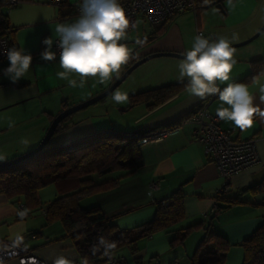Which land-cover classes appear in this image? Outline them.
Returning a JSON list of instances; mask_svg holds the SVG:
<instances>
[{
    "label": "crops",
    "instance_id": "1",
    "mask_svg": "<svg viewBox=\"0 0 264 264\" xmlns=\"http://www.w3.org/2000/svg\"><path fill=\"white\" fill-rule=\"evenodd\" d=\"M76 1L62 0L59 6L43 0H23L11 7L0 4V12L9 31H12L10 35L14 46L24 48L33 57L28 73L17 83H12L4 74V69L9 66L7 56L0 60V157H3L0 161L33 149L53 116L63 109V104L69 106L83 101L116 79L106 84L99 83L97 87L85 91H71L68 82L56 75L62 71L59 55L55 61H44L41 58L46 47L42 41L48 37L53 41L57 38L56 23H71L77 19L79 13L74 8ZM220 3V10L214 7L205 9L203 0H194L197 12L186 9L176 14L158 36L144 46L141 40L153 34L155 28L139 17L136 29L128 32L122 43L130 50L132 59L137 60L156 51L184 53L192 47L196 29L203 31L210 40L220 36L232 40L235 35L236 39L232 40V44H235L251 37L264 24V0H234L235 7L228 6L226 0ZM188 11H192L194 17L192 21L185 22L184 14L190 13ZM144 24L149 26L150 31L138 35L136 30L139 26L143 28ZM234 48L237 63L233 67L230 81L223 84L217 82L221 90L227 83H233L249 74L252 60H264V31L250 42ZM181 59L157 56L146 60L138 65L140 67L137 66V79L124 92L129 96L180 82L178 64ZM125 66H122L120 74L126 69ZM261 72L264 70L253 77ZM253 77L244 84L256 96L255 102L264 109V103L259 100V86L253 82ZM71 78L76 79V76ZM260 79L264 83V77ZM206 101L210 111L217 110L221 105L218 94L200 99L192 96L185 86L152 108L143 103L129 108L128 100L123 104L112 102L102 112L98 109L90 111L86 107L71 114L67 126L53 135L46 147L58 146L106 128L130 133L152 130L175 121ZM220 125L229 129L236 140L253 139L260 159L259 163L235 174L229 180L221 199L235 196L244 188L264 179V121L257 118L251 128L243 131L231 122L221 120ZM194 127L188 118L161 141L140 144L138 166L132 173L122 176L108 189L85 194L80 198L82 207L96 205L106 218L113 219L118 229L138 234L141 225L154 217L156 200L168 197L177 189L182 191L183 218L163 230L140 238L136 242L135 252H131L128 247L118 249L115 258L124 259L126 264H149L154 260L160 264H193L192 256L197 246L207 237L202 246L204 251L199 252L198 262H201L213 243L208 235L214 232L229 243L223 264H241L243 250L238 243L264 224V193L245 192L241 195L242 202L231 206L219 200L217 193L223 188L224 181L214 163L204 154L201 143L193 138ZM119 175L120 172H113L101 177L106 176L103 180H93L99 182ZM152 183L155 186L151 187ZM56 196L58 192L55 188L52 200ZM39 201L42 203L43 200L39 198ZM21 202L20 197L8 198L0 193V238L17 241V237H22L21 242L26 249L51 263L57 256L64 255L73 260L74 264H80L73 244L67 239H56L63 234L61 223L58 222L59 227L50 229L54 227L46 226L41 208L31 211L24 207L21 209ZM213 205H218L217 212L212 211ZM21 212L25 214L19 215ZM37 214L43 216V219ZM177 235H182V239L172 244L171 240ZM4 264L18 263L9 260Z\"/></svg>",
    "mask_w": 264,
    "mask_h": 264
},
{
    "label": "trees",
    "instance_id": "2",
    "mask_svg": "<svg viewBox=\"0 0 264 264\" xmlns=\"http://www.w3.org/2000/svg\"><path fill=\"white\" fill-rule=\"evenodd\" d=\"M193 11L197 12L196 4H194ZM174 16L154 27L155 32L142 39L141 45H147L154 40ZM11 32L3 16V20L0 22V35L7 39L9 48L14 46ZM134 61L136 59H132L130 56L125 67L127 68ZM251 66L249 74L233 83H246L264 70V60L254 59L251 61ZM185 86H187V81L170 83L130 94L127 107L143 103L152 108L177 94ZM201 104L175 121L152 130L178 127ZM67 106V104H63L62 108ZM69 118L70 116L58 124L54 135L67 126L70 122ZM152 130L130 133L106 128L81 135L58 146L45 147L20 162L0 167V193L8 198L22 197L23 207L28 211L41 208L46 225L56 221L60 222L63 234L56 239H67L73 244L78 253L80 264H83L85 259L88 264H109L110 261L118 259L114 256L118 249L128 247L131 252H135L137 250L136 242L140 238L163 230L184 216V195L180 189L168 197L154 202V217L141 225L138 234L118 229L113 219L106 218L98 206L84 208L80 205L79 200L83 195L108 189L122 176L130 174L136 169L140 158L138 140ZM113 172H120L121 175L99 182L93 180V175L102 177ZM49 184L55 185L58 196L42 206L38 199V190ZM225 191L218 192L217 198L227 206L238 204L242 202L241 195L245 192L264 193V179L244 188L235 196L220 199ZM100 236L116 243V248L111 251L110 256L102 255L103 249L93 254V246L97 244ZM208 237L213 240L212 246L207 250L205 258L198 262L199 254L204 249L203 243L207 240V237L204 238L192 256L193 264L224 263L229 243L214 232L210 233ZM181 239L182 235H177L171 240V243L179 242ZM238 244L243 250L241 264H264V224L257 227Z\"/></svg>",
    "mask_w": 264,
    "mask_h": 264
},
{
    "label": "clouds",
    "instance_id": "3",
    "mask_svg": "<svg viewBox=\"0 0 264 264\" xmlns=\"http://www.w3.org/2000/svg\"><path fill=\"white\" fill-rule=\"evenodd\" d=\"M212 0H203L208 5ZM230 7H235L234 0H226ZM79 15L73 22H58L55 35L58 37L59 66L62 71L57 77L66 80L70 87L83 88L89 78L97 79L98 83L106 84L114 78H119L123 65L130 59V50L122 43L127 38L128 29L137 25L132 23L125 13L120 0H81ZM236 37L233 35L232 40ZM232 40L220 36L215 40L205 38L203 34L195 37L192 47L183 53V59L178 64L179 81L187 78V91L194 97L204 99L218 94L221 102L216 114L220 120L231 122L243 130L251 128L257 118L264 121V109L257 104L256 96L249 91L244 83H227L222 90L218 86L232 79L231 73L236 65V49ZM46 46L41 53L44 61H55L57 53L52 51L53 39L45 38ZM140 43V41H137ZM9 66L4 74L12 83L23 78L32 66L33 57L24 48L13 46L6 52ZM76 76L79 80L71 78ZM264 72L253 77L259 90V100L264 103V83L261 82ZM112 99L117 104L126 103V92L116 90ZM3 159V157H0ZM21 212L19 215L23 216ZM17 237V243L22 241ZM116 243L100 236L93 246V254L103 249L102 255L110 256ZM53 264H74V261L64 255L57 256ZM83 264H88L87 259Z\"/></svg>",
    "mask_w": 264,
    "mask_h": 264
},
{
    "label": "built area",
    "instance_id": "4",
    "mask_svg": "<svg viewBox=\"0 0 264 264\" xmlns=\"http://www.w3.org/2000/svg\"><path fill=\"white\" fill-rule=\"evenodd\" d=\"M23 0H0V4L8 7L15 6ZM46 3L61 5L62 0H43ZM81 0H77L74 8L79 13ZM125 9V13L132 23L137 25V19L140 17L150 26L156 27L161 25L165 20L181 13L186 9L194 10V0H120ZM3 15L0 12V22ZM131 26L128 32L134 30ZM199 34L206 35L203 31L196 29L195 37ZM58 37L54 39L52 51L59 55L60 49L57 46ZM9 49L7 39L0 35V60L6 57ZM194 123L193 138L200 142L203 152L215 165L219 176L224 181L223 188L225 191L229 180L237 173L250 168L259 163L260 159L257 153L256 144L253 139L236 140L232 137L229 129L221 127V120L217 117L216 110L208 109V102H203L200 107L189 117ZM178 127L160 128L148 132L138 140V144H146L161 141ZM155 186L154 183L151 187ZM23 208V204L19 205ZM212 211L217 212V206L213 205ZM9 260H14L18 264H53L48 260L40 257L34 252L25 248L22 242L16 240L0 238V264ZM109 264H126L124 259L110 261ZM149 264H160L154 260Z\"/></svg>",
    "mask_w": 264,
    "mask_h": 264
},
{
    "label": "water",
    "instance_id": "5",
    "mask_svg": "<svg viewBox=\"0 0 264 264\" xmlns=\"http://www.w3.org/2000/svg\"><path fill=\"white\" fill-rule=\"evenodd\" d=\"M221 0H214L212 1L210 4L204 6V8H210V7H214L218 10H220L221 7ZM262 31H264V24L261 25V27L249 38L240 41L238 43L232 44L233 47L236 46H241L244 45L248 42H250L251 40H253L254 38H256ZM157 56H172V57H178V58H183V53H178V52H170V51H156V52H151L148 53L140 58H138L136 61H134L131 65H129L120 75L119 78H116L108 87H106L105 89H103L102 91H100L99 93L83 100L80 101L76 104L73 105H69L66 108L62 109L60 112H58L56 115L53 116V118L51 119V121L49 122L42 138L40 139V141L38 142V144L31 150L18 155L12 159H7V160H2L0 161V167H5V166H9L12 164H15L17 162H20L21 160L26 159L27 157L40 152L41 150H43L50 138L54 135V131L56 129V127L58 126V124L60 122H62V120H64L65 118H67L68 116H70L71 114H73L74 112L84 109L98 101H100L101 99H103L104 97H106L107 95H109L127 76L128 74L134 70L138 65L142 64L143 62H145L146 60L153 58V57H157Z\"/></svg>",
    "mask_w": 264,
    "mask_h": 264
},
{
    "label": "rangeland",
    "instance_id": "6",
    "mask_svg": "<svg viewBox=\"0 0 264 264\" xmlns=\"http://www.w3.org/2000/svg\"><path fill=\"white\" fill-rule=\"evenodd\" d=\"M190 13H186L184 14L185 15V22H190L189 20H193V17H194V14L192 13V11H188ZM150 29H149V26L147 24H144L143 25V28L142 26H139V28L136 30V33L138 35H143L142 33H146V32H149ZM132 35H136L135 33H133ZM157 59V58H156ZM153 61H156V60H153ZM145 63V62H144ZM154 63V62H152ZM140 67V66H138ZM138 67L135 68L134 70H132L128 76L109 94L107 95L106 97H104L103 99H101L100 101L96 102L95 104H92L90 106H88L86 109H90V111L92 109H98L100 112L103 111V109L109 107V104L112 103V102H115L113 101L112 99V94L116 91V90H120L122 92L126 91L127 90V86L131 83H133L137 78H136V75H137V71H138ZM163 68V67H162ZM77 80H79L78 77H76ZM98 81L97 79H94V78H89L87 80V82L85 83V86L83 88H80V87H76V88H73V87H70L69 86V90H73L75 92H81V91H85L87 89H89L90 87H97L98 86ZM85 100V99H84ZM103 177V176H102ZM106 176L104 178H101V177H98L96 175H93V179L95 181H97L98 179H105ZM55 193V185L53 184H49V185H46L44 187H41L39 190H38V199L41 198L43 201L41 203V205L43 206L44 204H47L48 202H50V199L52 200L53 198V195ZM21 203L20 204H23V198L21 197ZM42 212V210H41ZM38 217H42L43 219V216L37 214ZM45 219V218H44ZM59 223L58 221L57 222H54L52 224H48L46 226H51V227H59ZM54 228H50V229H55Z\"/></svg>",
    "mask_w": 264,
    "mask_h": 264
}]
</instances>
